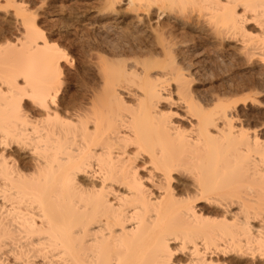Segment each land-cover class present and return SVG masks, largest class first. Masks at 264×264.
<instances>
[{"label": "bare ground", "instance_id": "6f19581e", "mask_svg": "<svg viewBox=\"0 0 264 264\" xmlns=\"http://www.w3.org/2000/svg\"><path fill=\"white\" fill-rule=\"evenodd\" d=\"M123 1L101 0L99 8L95 5L98 12L93 17L89 13H82L80 17L81 15L76 14L78 12H74L79 22L91 21L90 26L87 25L89 28L84 26L76 33L77 37L82 32L89 37L87 49L78 45L77 40L74 46L80 55L85 56L84 75L91 80L89 87L95 94L86 110L80 114L73 113L80 120L79 124L76 119H73L72 124L63 123L68 119L65 110L60 113L61 121L53 120L47 125L34 127L31 119L20 118L11 101L0 95V140L7 136L31 141L32 151L39 150V154L32 158L31 172H25L20 166L15 151H0V264H17V258L18 264H39L38 255H42L43 264H93L94 259L109 261L117 258L119 251L128 244L124 240L121 248H117V238L121 233L116 231V223L118 220L123 223V220L118 217L119 208L115 200L121 197L124 199L125 210L136 204L143 210L137 217L141 219L142 234L152 231L156 224L152 213H157L165 221L175 219L172 231L179 233L181 239L187 237L188 260L191 264H205V261L208 264L222 261V264H226L231 258L247 252L249 245L257 247L264 239V192L261 191L264 149L249 146L247 133L254 119L240 109L245 104L254 105L259 110L264 106L261 87L258 88L259 85L250 78L257 87H252L246 81L251 86L248 87L250 91L247 89L250 93L247 96L245 93L246 97L241 100H234L233 96L238 93L233 88L235 94L229 96L231 99L227 97L231 91L227 93L224 90L226 94L222 95L216 88L213 91L214 87L210 90L211 94L208 93L211 96L204 97L209 90L202 96L198 91L202 78L198 77L195 69L197 65L200 66V62L195 64L188 54L190 48L186 47L190 40L184 42L182 37V41L178 42L174 34L179 32H170L174 27L172 24L170 28L164 25V28L158 25L159 28L152 27L149 35L141 36L138 48L122 47L117 43V30L121 27L115 22L124 15L119 12L121 9L118 7ZM127 1L133 7L126 9L138 14L135 16H138L140 24L143 23L140 9L135 6L137 0ZM17 2L18 0L0 1V8ZM261 2L262 0H151L153 5L159 7L144 10L143 15L149 17L156 8L160 15L174 14L179 20L197 18L198 24L204 23L210 28L211 35L228 39V42L241 41L242 52L244 50L250 60L258 57L263 63L264 25H261V21L264 20V8H261ZM239 3L252 5L247 22L239 20L241 10L236 7ZM110 4L113 7H109ZM173 4L177 6L172 7ZM128 11L126 17L129 15ZM113 20L114 23H109ZM252 24L258 26V32L249 29ZM180 37L178 35L179 40ZM13 55L11 52H0V59H8ZM68 55L71 56L69 52ZM219 61L220 59L215 63ZM61 66L66 69V62ZM202 70L199 69V72ZM95 79L99 82L95 83ZM67 82L65 80L62 91H66ZM241 86H244L243 83ZM240 87L237 85L235 90ZM244 88L241 87V92H238L247 91ZM125 89L128 96H125ZM137 90H143V96H139L143 105L130 108L132 98L138 96ZM161 90L167 93L162 100L159 98ZM52 115L55 117L57 113L54 111ZM145 136L159 147L158 162L182 160L197 172L213 169L219 173L218 178L226 186L242 171L245 174L250 172L251 176L239 181L235 188H229L222 214L213 217L217 223L206 225L188 219L167 189L159 193L157 188V192L152 193L157 204H152L151 198L139 191L137 180L149 178L144 175V168L153 163V157L149 156L146 163H141L143 156L137 160L134 153L125 154L122 146L125 141L134 137L137 141H142ZM155 150L154 147L153 151ZM41 158L44 160L43 165L36 163ZM85 160L89 162L90 168L95 166L107 176V183L104 180L93 182L91 188L96 191L89 195L69 185L53 208L50 197L42 193L49 185L61 182L79 162ZM133 165H138L137 171H132ZM110 172L118 174L115 186ZM150 175L152 173L149 167ZM200 213L203 214V209H200ZM128 219L131 220L132 217L129 215ZM255 222L258 223V228L253 225ZM80 225H86L87 230L83 236L75 237L73 229ZM123 231L127 236V229ZM104 248H111L116 255H100L96 251Z\"/></svg>", "mask_w": 264, "mask_h": 264}, {"label": "snow or ice", "instance_id": "6c2138e0", "mask_svg": "<svg viewBox=\"0 0 264 264\" xmlns=\"http://www.w3.org/2000/svg\"><path fill=\"white\" fill-rule=\"evenodd\" d=\"M59 3L60 0H18L17 3L6 4L0 8V52L14 53L11 58L0 59V95L11 101L13 109L20 118L31 119L34 127L47 125L53 120L61 121L60 113L65 110L68 119L63 123L72 124L73 119H76V123L79 124L80 120L75 118L73 113L80 114L86 110L95 95L89 87L91 80L84 75L80 58L73 60L66 51L67 37L70 35L68 25L72 21L69 20L67 13L61 14ZM126 6L128 9L133 7L132 4ZM135 6L140 9L141 16L144 10L159 7L153 5L151 0H137ZM109 7L113 5L110 4ZM236 7L241 10L239 20L247 22V15L252 5L239 3ZM261 8H264V0L261 2ZM146 24L147 17H144V26L137 28L133 25L118 29L117 43L122 47L138 48ZM261 25H264V20L261 21ZM115 38L114 36L113 39ZM74 39L77 40L78 45L87 49L89 37L83 32ZM63 62L67 64L66 69L61 66ZM65 80L70 82L72 87L62 91ZM137 91L138 96L132 98L130 108L143 105V101L139 100V96H143V90ZM124 92L125 96L129 95L126 89ZM166 95L167 93L161 90L159 98L162 100ZM261 98L264 99V89ZM168 100L171 102V97ZM54 111L57 113L55 117L52 115ZM247 142L249 146L264 149V106L261 107L258 119L247 133ZM32 147L31 141L7 136L0 140V151L8 149L15 151L20 166L25 172L32 171V158L39 154V150L32 151ZM154 147L155 151H153ZM122 151L125 154L134 153L137 160L143 156L144 160L141 163H146L149 156L153 157V163L144 168V175L149 178L137 180L139 191L151 198L152 204L158 203L152 193L157 192V188L159 193L167 189L174 202L182 208L185 217L206 225L218 222L213 220V217L222 214L229 188H235L239 181L251 176L250 172L245 174L242 171L229 186H226L218 178L219 173L213 169L207 171L202 169L197 172L182 160L158 162L160 149L147 136L142 141H137L135 137L125 141ZM36 163L43 165V158ZM149 167L152 173L150 176ZM137 170L138 165H133L132 171ZM109 174L113 177L112 184L115 186L118 183V174L114 172ZM261 175L264 177V166L261 167ZM107 179V176L95 166L90 168L89 162L85 160L79 162L61 182L49 185L42 194L50 197L55 208L56 200L62 196L67 186L70 185L75 190L89 195L96 191L91 188L93 182L104 180L107 183ZM261 191L264 192V179L261 181ZM115 202L119 208L118 217L123 220V223L119 220L116 223V231L121 233L117 238V248L118 250L121 248L124 240H127L128 244L119 251L117 258L109 261L94 259L93 264H191L187 258V237L181 239L179 233L172 231L175 219L165 221L157 213H152V219L156 224L153 225L152 231L142 234L141 219L137 218L143 211L140 205H130L125 210L122 197ZM200 209H203V214L200 213ZM129 215L132 217L131 220L128 219ZM124 229H127V236L124 234ZM86 230V225L73 229L75 237L83 236ZM96 251L100 255H116L111 248ZM37 261L43 264L42 255L37 256ZM205 264L208 262L205 261ZM226 264H264V239L257 247L249 245L247 252L231 258Z\"/></svg>", "mask_w": 264, "mask_h": 264}, {"label": "rangeland", "instance_id": "374dc122", "mask_svg": "<svg viewBox=\"0 0 264 264\" xmlns=\"http://www.w3.org/2000/svg\"><path fill=\"white\" fill-rule=\"evenodd\" d=\"M0 1H3V0H0ZM100 1L101 0H67V2H65V0H60V3H59V5H58V7H59V9L61 10V14L63 15V14H65V13H67V15H68V17H69V20L70 21H72V22H74V23H70L69 25H68V29H69V32H70V35L67 37V42H68V49H66L70 54H71V57H73V60H75V59H77V57H79L81 60V63H82V67L84 66V64L83 63H85V56L83 57L82 55H80L78 52H77V50H75V46H74V42H75V40L76 39H74V37H77V32L79 31H81V30H79L80 28L81 29H83V27L84 26H86L87 28H89L88 26H90V24H91V21H89V20H84V21H78V18H76V16L77 15H81L82 13H85V14H82V15H86L87 13H89L90 14V17L92 16H95L97 13H96V11L98 10V9H96L95 8V5L99 8L100 6H101V3H100ZM81 2V3H80ZM79 3V4H78ZM123 4H120V6H118L119 7V10L121 9V11H119L120 13H124V15H123V17H121L118 21H110L109 23H119L118 25H120L119 27H121L122 28V26L123 27H130V26H132V25H134V26H144V22L143 23H139V19H138V16H135V15H138V14H135V13H133V12H130V11H128L127 9V4H128V1L126 0V4H125V0L122 2ZM98 4V5H97ZM100 4V5H99ZM86 5V6H85ZM91 5H93V7H90ZM69 7V8H68ZM79 7H81V8H79ZM74 8V9H73ZM83 8V9H82ZM93 8V9H92ZM95 8V9H94ZM127 8V9H126ZM71 11H70V10ZM78 9V10H77ZM81 9V10H80ZM88 10V11H87ZM126 10V12H123V11H125ZM85 11V12H84ZM127 11H128V16L126 17L125 15H126V13H127ZM74 12H78V13H74ZM98 12V11H97ZM71 13V14H70ZM73 13V14H72ZM96 13V14H95ZM132 14V15H131ZM134 14V15H133ZM143 14H145V13H143ZM153 16H152V15ZM161 13L159 12L158 13V10L155 8V9H153V11L150 13V16L148 17V15H143V16H141V17H147V18H149V19H147V24H146V26H145V31L146 32H144L143 34L145 35H149L150 33H151V29H153L152 27H158V26H162V25H164V26H166L167 28L169 27H171V24L174 26V27H172L170 30H172V31H170V32H172V33H177V32H179L178 34H174V35H176V37H177V39L176 40H178V42H181L182 40H184V42H186L185 40H190L189 42H187V43H185V44H187L186 46V48L187 49H189L188 51H189V55L194 59L193 60V62L195 61V64H197V62H198V64H199V62H200V66L199 65H197L196 66V73H198L197 75H198V77H201V78H199V80H200V86L198 87V91L199 92H201V95L203 96V94L204 93H206L208 90V92L204 95V97H209V96H211L210 94V92H212V91H210V90H213V87H214V90L213 91H215V88H216V91H219V92H221V94L223 95L225 92H227V93H229L230 91V94H227V97H229L231 94H233L234 93V91H237V92H235V93H238V94H240V95H236L235 93V95L233 96L234 97V100H241L242 99V97L244 98V97H246L247 95H249V89H248V87H251L250 85H252V87L253 86H258V88L259 87H261L260 89L262 90V89H264V62L262 63L261 62V60H259V58L257 57H254L252 60H250L248 57H247V55H245V51L243 50V52H242V49H243V44H241V41L240 42H237L238 40H236V42L234 41V40H230V42H228L229 40L228 39H225V40H227V41H225V40H223V39H221L220 37H215V35L214 34H212L211 35V32L209 31L210 30V28H208V26L206 25V24H198V21H197V18L195 19H193V20H182V19H178L174 14L171 16V14H170V16H169V14H164V13H162V15H160ZM72 15V16H71ZM74 15H75V17H74ZM82 15L80 16V17H82ZM141 15V14H140ZM158 15V16H157ZM168 15V16H167ZM174 16V17H173ZM78 17V16H77ZM79 17V18H80ZM130 17H132V18H130ZM176 17V18H175ZM126 18V19H125ZM135 18V19H134ZM170 18V19H169ZM136 19H137V21H136ZM178 19V20H177ZM77 20V21H76ZM121 20V22H119ZM125 20V21H124ZM150 20V21H149ZM175 20V21H174ZM197 22H196V21ZM122 21H123V24H122ZM182 21V22H181ZM188 21V22H187ZM193 21V22H192ZM84 22V23H83ZM168 22V23H167ZM81 23H82V25H81ZM121 23V24H120ZM125 23V24H124ZM127 23V24H126ZM137 23L139 24V25H137ZM149 23H151V24H149ZM162 23V24H161ZM175 23H176V28H175ZM188 24V25H186V24ZM196 23L199 25H197L196 26ZM74 24V25H73ZM78 24V25H77ZM136 24V25H135ZM167 24H170V26H167ZM76 25V26H75ZM88 25V26H87ZM122 25V26H121ZM148 25V26H147ZM158 25V26H157ZM182 25V26H181ZM200 25H202L201 26V28H200ZM80 26V27H79ZM82 26V27H81ZM187 26V27H186ZM147 27H150V28H147ZM163 27V26H162ZM162 27H160V28H162ZM165 27V30L167 29ZM182 27V28H181ZM192 27V28H191ZM205 27V28H204ZM257 27V28H256ZM76 28V29H75ZM159 28V27H158ZM164 28V27H163ZM175 28V29H174ZM180 28V29H179ZM148 29H150V31H147ZM199 29H201V30H199ZM202 29H204L203 31H202ZM249 29L250 30H252V31H254V32H258V26L256 25V24H252V25H250L249 26ZM176 30H177V32H176ZM181 30V31H180ZM208 30V31H207ZM153 31V30H152ZM166 31H168V30H166ZM185 31V32H184ZM186 31H188L187 32V34L188 35H186ZM202 31V32H201ZM207 31V32H206ZM78 32V33H79ZM180 32H182V34H183V36H182V34L180 33ZM210 32V33H209ZM142 34V35H143ZM180 34H181V37H180ZM189 34H191V35H189ZM178 35H179V37H180V40H179V38H178ZM211 35V36H210ZM188 36H191V37H189L188 38ZM195 36V37H194ZM182 37H184L182 40H181V38ZM215 37V38H214ZM220 38V39H219ZM219 39V40H218ZM199 41V42H198ZM222 41H224V42H222ZM224 43L225 44V46H224V44L223 45H221L220 43ZM234 42V43H233ZM220 45V46H219ZM196 48H195V47ZM222 46H224V47H222ZM218 47V48H217ZM220 48V49H219ZM223 48V49H222ZM218 49V50H217ZM220 50V51H219ZM76 51V52H75ZM83 51L85 52V50L83 49ZM241 51V52H240ZM217 52V53H216ZM203 53V54H202ZM239 53L241 54V53H243L244 54V56H243V54H241V55H239ZM196 55V57H194V55ZM198 54H200V55H198ZM219 55V56H218ZM221 55V56H220ZM82 56V57H81ZM197 56H199V57H197ZM248 58V60H250L249 61V63H248V60L246 59V57ZM219 57V58H218ZM75 58V59H74ZM191 58V59H192ZM196 58V59H195ZM199 60H198V59ZM240 58V59H239ZM220 59V61L219 62H216L215 63V61H218ZM238 59V60H237ZM258 59V60H257ZM241 60H243V61H241ZM84 61V62H83ZM246 63H245V62ZM203 62V63H202ZM211 62H212V64H211ZM243 62V63H242ZM255 62V63H254ZM202 63V64H201ZM208 63V64H207ZM213 63H215V65H214V67L212 66L213 65ZM217 63L219 64L218 66H217ZM220 63H222V65H220ZM242 65H241V64ZM245 63V64H244ZM205 64V65H204ZM209 64H211V65H209ZM263 64V65H262ZM207 65V66H206ZM208 65H209V67H208ZM85 66H86V64H85ZM206 67V68H205ZM218 67V68H217ZM198 68V69H197ZM203 70H202V69ZM199 69L200 70H202V71H200L199 72ZM213 69V70H212ZM198 71V72H197ZM211 72V73H210ZM229 72V73H228ZM204 73V74H203ZM199 74H202V76L201 75H199ZM207 75V76H206ZM255 76V77H254ZM207 77V78H206ZM237 77V78H236ZM246 77V78H245ZM253 77V78H252ZM256 77H258L259 78V80H256V79H258V78H256ZM213 78V79H212ZM250 78H251V80H253V81H255V82H252L251 80H250ZM255 79V80H254ZM260 79H261V81H260ZM99 82L98 80H96L95 79V83H97V82ZM202 81L203 82H205V83H202ZM235 81V82H234ZM240 81V82H239ZM245 81V82H244ZM246 81L248 82L249 81V84L248 83H246ZM237 82H239V83H237ZM262 82V84H260V83ZM68 84H67V88H66V91H67V89L68 88H70V87H72V84L70 83V82H67ZM235 83L240 87L241 85H242V83H243V85L245 86V88H244V86H241L242 87V89L244 88V89H248L247 91H245V92H243V93H239L238 91L241 89V87H240V89H237V90H235L236 88H237V85H235ZM251 83H254V84H251ZM203 84V85H202ZM256 84V85H255ZM231 86V90H229L230 89V86ZM234 85L236 86V87H234ZM249 85V86H248ZM256 86V87H257ZM263 86V87H262ZM221 87V88H220ZM206 88V89H205ZM211 88V89H210ZM229 88V89H228ZM234 89V91H232L233 89ZM204 89V90H203ZM220 89V90H219ZM241 89V90H242ZM202 90V91H201ZM206 90V91H205ZM224 90H225V92H224ZM228 90V91H227ZM241 90H240V92H241ZM204 91V92H203ZM244 91V90H243ZM208 93H210V94H208ZM246 93V94H245ZM248 93V94H247ZM226 94V93H225ZM246 96H245V95ZM238 96V97H237ZM231 97H232V95H231ZM231 97H229V99H231ZM246 105V106H245ZM242 108H240L242 111H244V113H246V114H248L249 116H250V118L252 119H254L253 121L255 122V120L256 119H258V117H259V113H260V110L258 109V107H254V105H250V104H245ZM248 105V106H247ZM260 108V107H259ZM261 109V108H260ZM253 116H251V115ZM257 224L258 223H254L253 225L254 226H256L257 228H258V226H257ZM188 258V257H187ZM222 263H223V261H222ZM221 262H219V263H217V264H222Z\"/></svg>", "mask_w": 264, "mask_h": 264}]
</instances>
